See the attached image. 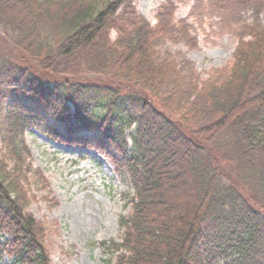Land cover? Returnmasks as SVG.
<instances>
[{
  "label": "trees",
  "instance_id": "1",
  "mask_svg": "<svg viewBox=\"0 0 264 264\" xmlns=\"http://www.w3.org/2000/svg\"><path fill=\"white\" fill-rule=\"evenodd\" d=\"M127 1L0 0V262L51 264L46 228L26 210L31 188L47 184L25 141L37 128L99 150L130 181L131 213L122 241L103 243L104 264H264V29L240 43L221 81L187 83L218 114L193 128L157 101L186 83L153 48L170 24L152 27ZM112 27L96 74L56 71L63 56L109 42Z\"/></svg>",
  "mask_w": 264,
  "mask_h": 264
},
{
  "label": "rangeland",
  "instance_id": "2",
  "mask_svg": "<svg viewBox=\"0 0 264 264\" xmlns=\"http://www.w3.org/2000/svg\"><path fill=\"white\" fill-rule=\"evenodd\" d=\"M131 5L153 26L168 21L169 35L153 44L156 59L176 63L186 82L167 85L157 101L193 128L214 121L218 114L201 109L196 89L186 85L200 89L202 82L223 79L240 43L252 40V31L264 29V0H131ZM123 11H118L117 24ZM107 33L109 42H97L87 54L63 56L56 71L96 74L105 65L101 62L106 48L118 29ZM25 139L33 167L47 181L46 188H31L35 198L26 210L46 228L51 264H104L112 255L103 243L120 240L119 217L131 211L134 192L129 179L95 149L58 144L35 129L27 130ZM4 264L12 262L6 258Z\"/></svg>",
  "mask_w": 264,
  "mask_h": 264
}]
</instances>
